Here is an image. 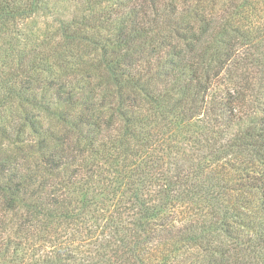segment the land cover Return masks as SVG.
<instances>
[{"label": "trees", "instance_id": "trees-1", "mask_svg": "<svg viewBox=\"0 0 264 264\" xmlns=\"http://www.w3.org/2000/svg\"><path fill=\"white\" fill-rule=\"evenodd\" d=\"M83 2L0 0V264H264V0Z\"/></svg>", "mask_w": 264, "mask_h": 264}, {"label": "rangeland", "instance_id": "rangeland-1", "mask_svg": "<svg viewBox=\"0 0 264 264\" xmlns=\"http://www.w3.org/2000/svg\"><path fill=\"white\" fill-rule=\"evenodd\" d=\"M109 6L110 5L103 3L102 5L94 7V15L98 16L102 10L105 8L107 9ZM85 8V2H83V0H47V6L44 10H39L24 23V31L26 33L25 39H28L29 43L34 40L55 39V31L59 22H68L72 19L80 18L81 15H88L87 13L89 11ZM109 21L114 22V20ZM262 29L263 34H259L261 37L264 36V27ZM252 60L253 59L250 58L252 65L248 64L244 67L241 66L239 69L237 68L236 73L234 65L231 67V74L239 83L240 81L243 83L246 80L244 75L245 70L247 71L246 74L253 76V79L249 81L253 85L252 88H254V92H256L254 95L264 104V89H260L261 86L264 88V58L258 56L257 60ZM241 72L244 78L242 77L243 75L235 77V74L241 75ZM42 78L44 79L45 75L42 74L41 79Z\"/></svg>", "mask_w": 264, "mask_h": 264}]
</instances>
